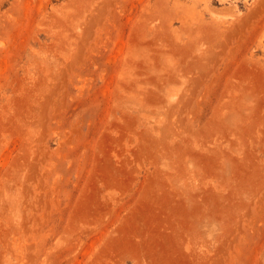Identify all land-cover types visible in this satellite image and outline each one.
Listing matches in <instances>:
<instances>
[{
    "label": "rangeland",
    "instance_id": "rangeland-1",
    "mask_svg": "<svg viewBox=\"0 0 264 264\" xmlns=\"http://www.w3.org/2000/svg\"><path fill=\"white\" fill-rule=\"evenodd\" d=\"M0 264H264V0H0Z\"/></svg>",
    "mask_w": 264,
    "mask_h": 264
}]
</instances>
